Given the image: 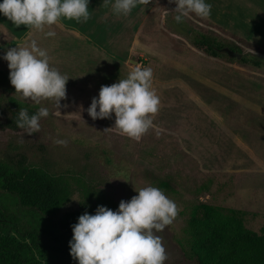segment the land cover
<instances>
[{"label":"rangeland","instance_id":"rangeland-1","mask_svg":"<svg viewBox=\"0 0 264 264\" xmlns=\"http://www.w3.org/2000/svg\"><path fill=\"white\" fill-rule=\"evenodd\" d=\"M207 2L212 5L208 18L191 13L181 23L174 20L175 4L169 3L165 11L175 34L156 58L141 57L136 65L131 58V64L117 66L101 57L85 58L81 50L82 57L73 64L50 61L69 76L67 99L61 101L67 107L58 109L52 99L25 100L10 84L7 65L0 63V161H22L63 176L72 191L56 214L44 215L20 206L0 188V204L18 218L22 229L36 233L48 255L73 264L70 239L57 224L64 213L96 194L116 202L129 200L136 189L148 185L162 189L180 207L173 222L155 233L169 253L164 264H199L188 230L190 212L198 203L239 209L245 227L257 232L264 224V0ZM142 7L144 15L149 6ZM201 34L220 42V56L195 44ZM126 38L120 37L123 42ZM122 40L119 48L124 47ZM255 60L260 63L253 64ZM137 65L152 69V87L160 99L153 126L138 141L114 127V114L93 120L86 111L101 85L126 78ZM220 65L236 68L238 74L249 68L248 84L221 83ZM233 87L239 97L226 98L223 90ZM17 106L35 113L48 108L39 132L2 126L9 108ZM53 138L68 143L54 144Z\"/></svg>","mask_w":264,"mask_h":264},{"label":"clouds","instance_id":"clouds-1","mask_svg":"<svg viewBox=\"0 0 264 264\" xmlns=\"http://www.w3.org/2000/svg\"><path fill=\"white\" fill-rule=\"evenodd\" d=\"M90 0H0V14L16 27L43 31L45 26L58 24L63 19L86 23L90 19ZM111 6L114 15L127 16L137 5H148L150 0H102ZM175 4L174 20L183 22L191 13L208 18L212 5L207 0H169ZM46 37H55L49 28ZM0 58L7 61L10 84L25 100L39 103L54 100L57 108L67 99L69 76L50 65L47 49L36 40L26 45L8 47ZM150 67H133L124 79L101 85L97 96L91 98L86 111L93 119L112 118L114 127L122 135L140 140L153 126L152 117L158 112L160 99L152 87ZM47 107L29 114L26 108L18 111L17 127L31 134L40 131V119L47 117ZM53 143L66 145L67 139L53 138ZM129 200L121 199L113 210L97 205L94 214L85 211L71 225L68 241L70 256L77 264H164L169 253L156 232L163 231L180 212L178 202L162 189L148 185L136 189Z\"/></svg>","mask_w":264,"mask_h":264},{"label":"trees","instance_id":"trees-1","mask_svg":"<svg viewBox=\"0 0 264 264\" xmlns=\"http://www.w3.org/2000/svg\"><path fill=\"white\" fill-rule=\"evenodd\" d=\"M209 55L220 56L221 44L205 35L194 40ZM255 60L253 64L258 65ZM2 72H0L1 74ZM16 104L13 98L10 99ZM19 107L9 108L3 127L19 129L16 125ZM34 114L33 109H27ZM0 188L14 195L20 206L34 208L44 215L56 214L71 196L67 180L47 170L0 161ZM119 202L96 194L77 210L64 213L58 227L68 239L72 237L71 225L85 211L94 214L97 205L115 210ZM188 230L191 253L199 264H264V224L259 231L245 227L243 211L201 202L196 204L189 218ZM0 264H65L48 255L34 231L22 229L18 218L0 204ZM73 264L77 262L73 259Z\"/></svg>","mask_w":264,"mask_h":264},{"label":"crops","instance_id":"crops-1","mask_svg":"<svg viewBox=\"0 0 264 264\" xmlns=\"http://www.w3.org/2000/svg\"><path fill=\"white\" fill-rule=\"evenodd\" d=\"M168 5L169 0H150L149 8L144 15L142 14L143 5H138L129 15L117 16L113 14L111 6H105L102 0H90L88 5L90 19L86 23L61 18L58 24L45 26L43 31L26 28L25 25L16 27L0 14V55L8 47L23 46L31 40H36L41 48L47 49L50 61L56 58L75 61L77 57H82L78 55V52L82 50L83 57L97 60L101 57L102 60L106 59L108 65L110 63L117 66L131 64V58L136 65L141 63V57L145 58L149 55L150 58H156L158 51L166 49L168 41H172L175 32L173 25L169 22L172 17L165 11ZM49 28L56 32L55 37L44 35ZM111 36L114 37L111 38ZM123 36L127 37L124 42L120 39ZM120 40L124 45L123 48H119L117 43ZM117 50H122V53H117L120 52ZM4 61L0 58V63L7 65ZM219 69L221 83H230L231 86L238 83L245 86L248 84L246 78L249 76L250 69L246 66L240 72L242 74H238L236 68L226 70L223 65H220ZM223 92L226 98L239 97L234 87L225 88Z\"/></svg>","mask_w":264,"mask_h":264},{"label":"water","instance_id":"water-1","mask_svg":"<svg viewBox=\"0 0 264 264\" xmlns=\"http://www.w3.org/2000/svg\"><path fill=\"white\" fill-rule=\"evenodd\" d=\"M238 57H239V55H238Z\"/></svg>","mask_w":264,"mask_h":264}]
</instances>
